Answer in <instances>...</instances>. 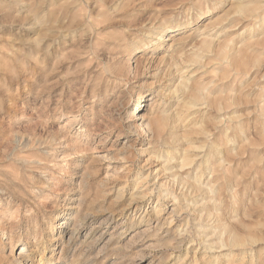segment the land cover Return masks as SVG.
<instances>
[{
  "label": "rangeland",
  "instance_id": "1",
  "mask_svg": "<svg viewBox=\"0 0 264 264\" xmlns=\"http://www.w3.org/2000/svg\"><path fill=\"white\" fill-rule=\"evenodd\" d=\"M0 264H264V0H0Z\"/></svg>",
  "mask_w": 264,
  "mask_h": 264
},
{
  "label": "bare ground",
  "instance_id": "2",
  "mask_svg": "<svg viewBox=\"0 0 264 264\" xmlns=\"http://www.w3.org/2000/svg\"><path fill=\"white\" fill-rule=\"evenodd\" d=\"M198 183V182H197ZM159 201H160V198H159ZM178 201H180L179 200V198L177 197V196H175L174 198H173V203H177ZM158 203V202H157ZM158 214V213H157Z\"/></svg>",
  "mask_w": 264,
  "mask_h": 264
}]
</instances>
